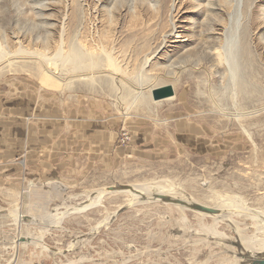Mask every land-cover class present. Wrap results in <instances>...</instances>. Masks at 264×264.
<instances>
[{
	"label": "rangeland",
	"instance_id": "obj_1",
	"mask_svg": "<svg viewBox=\"0 0 264 264\" xmlns=\"http://www.w3.org/2000/svg\"><path fill=\"white\" fill-rule=\"evenodd\" d=\"M262 222L264 0H0V264L247 263Z\"/></svg>",
	"mask_w": 264,
	"mask_h": 264
},
{
	"label": "water",
	"instance_id": "obj_2",
	"mask_svg": "<svg viewBox=\"0 0 264 264\" xmlns=\"http://www.w3.org/2000/svg\"><path fill=\"white\" fill-rule=\"evenodd\" d=\"M175 95V88L172 84H167L163 86H158L152 89V98L155 101L164 100L167 98H171ZM207 208V207H205ZM204 209V208H203ZM206 210V209H204ZM213 210V209H212ZM209 211V210H207ZM214 212V211H211ZM247 260V259H246ZM246 264L244 261H241L240 264ZM249 264H264V254L262 256H258V258L249 259Z\"/></svg>",
	"mask_w": 264,
	"mask_h": 264
},
{
	"label": "bare ground",
	"instance_id": "obj_3",
	"mask_svg": "<svg viewBox=\"0 0 264 264\" xmlns=\"http://www.w3.org/2000/svg\"><path fill=\"white\" fill-rule=\"evenodd\" d=\"M78 56V53H75V56L74 57H72V53H71V58H76ZM46 79H47V82H53L52 84H55L54 83V81H52V80H50V78H48V77H46ZM167 99H169V98H167ZM134 188L136 189V190H139V191H141V194H143V193H145V192H147L148 191V193L147 194H151L150 192H149V190L147 189V188H144L143 186H141V185H134ZM125 192V193H128L129 194V196H132V198H138L139 196L137 195V194H135V192L133 191V190H130V189H117V191H115V192ZM104 192V191H103ZM107 192V191H106ZM111 193V192H110ZM102 195V194H101ZM100 195V196H101ZM146 195V194H145ZM95 197H96V195H94ZM127 196V195H126ZM141 197V196H140ZM97 199H99V196L97 197ZM134 200V199H133ZM171 200H175V198L174 197H171ZM191 201V200H190ZM92 202V201H91ZM178 205V204H177ZM66 207V206H65ZM182 208H185V207H183V206H181ZM204 213V212H203ZM212 215V214H211ZM259 215H261V214H259ZM65 216V215H64ZM21 217V216H20ZM217 217V216H216ZM16 218H17V216H16ZM19 218V217H18ZM35 219H36V217H35ZM20 220V219H19ZM10 221V220H9ZM21 221V220H20ZM261 224H263L264 225V223L262 222ZM28 239V238H27ZM30 239H31V237H30ZM38 241V240H37ZM243 241L247 244V246L249 247V246H251L250 245V242L248 241V240H245V239H243ZM261 241V240H260ZM27 242V241H26ZM29 243H35V239L34 240H30V241H28ZM37 243V242H36ZM253 243V242H252ZM252 248V247H251ZM256 258V257H255ZM244 259V258H243ZM244 264V263H243ZM246 264H249V263H246Z\"/></svg>",
	"mask_w": 264,
	"mask_h": 264
},
{
	"label": "crops",
	"instance_id": "obj_4",
	"mask_svg": "<svg viewBox=\"0 0 264 264\" xmlns=\"http://www.w3.org/2000/svg\"><path fill=\"white\" fill-rule=\"evenodd\" d=\"M238 264H240V261H239V263Z\"/></svg>",
	"mask_w": 264,
	"mask_h": 264
}]
</instances>
